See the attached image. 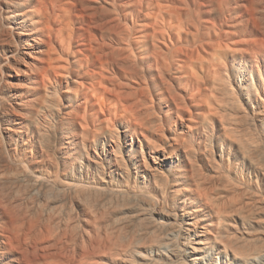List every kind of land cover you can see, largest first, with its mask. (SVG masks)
<instances>
[{"label": "bare ground", "instance_id": "1", "mask_svg": "<svg viewBox=\"0 0 264 264\" xmlns=\"http://www.w3.org/2000/svg\"><path fill=\"white\" fill-rule=\"evenodd\" d=\"M0 264H264V0H0Z\"/></svg>", "mask_w": 264, "mask_h": 264}, {"label": "rangeland", "instance_id": "2", "mask_svg": "<svg viewBox=\"0 0 264 264\" xmlns=\"http://www.w3.org/2000/svg\"><path fill=\"white\" fill-rule=\"evenodd\" d=\"M120 141L123 142V141L121 140V138H120ZM129 144H131L130 141H128V144H124V145L122 146V147L124 148V149L122 148V154H123L125 157H127V155H129L130 153L132 154L133 150L135 151V149H136V147H137V144H136V145L134 144V146H132V148H131V146H130ZM127 146H128V147H127ZM135 146H136V147H135ZM127 148H128V149L130 148L131 151H130V150L127 151ZM132 149H133V150H132ZM129 151H130V152H129ZM124 153H125V154H124ZM127 153H128V154H127ZM156 156H157V155H156ZM161 156H162L161 153L158 154V158L161 159V158H162ZM146 157L148 158V161H150L151 163H153V162H152L153 160L150 159V157H149L148 155H146Z\"/></svg>", "mask_w": 264, "mask_h": 264}]
</instances>
